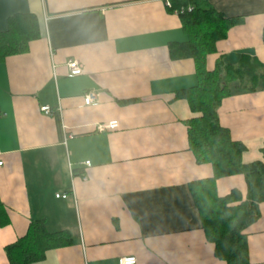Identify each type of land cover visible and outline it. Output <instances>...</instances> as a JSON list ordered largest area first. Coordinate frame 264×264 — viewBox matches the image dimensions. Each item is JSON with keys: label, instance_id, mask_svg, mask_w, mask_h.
Listing matches in <instances>:
<instances>
[{"label": "crops", "instance_id": "obj_1", "mask_svg": "<svg viewBox=\"0 0 264 264\" xmlns=\"http://www.w3.org/2000/svg\"><path fill=\"white\" fill-rule=\"evenodd\" d=\"M168 0H0V30L16 14L38 18L40 36L0 60V264L5 247L32 220L72 243L35 264H226L202 228L190 182L213 175L189 149L193 112L184 94L198 82L191 57L173 58L170 45L188 40ZM239 19L206 66L264 63V0H207ZM77 60L83 74L70 77ZM218 115L244 162L264 161V88L232 83ZM97 93L94 105L83 96ZM49 106L46 114L42 107ZM117 121L113 130L98 125ZM86 162H90V166ZM86 177V180H84ZM244 175L217 181L224 196ZM68 194V197H57ZM247 229L251 264H264V202Z\"/></svg>", "mask_w": 264, "mask_h": 264}, {"label": "trees", "instance_id": "obj_2", "mask_svg": "<svg viewBox=\"0 0 264 264\" xmlns=\"http://www.w3.org/2000/svg\"><path fill=\"white\" fill-rule=\"evenodd\" d=\"M170 3L171 10L181 11L179 15L188 36L185 42L171 43V55L175 59L191 57L197 67L198 82L184 94L193 112L187 122L189 149L198 163L209 164L213 169L212 176L190 182L193 200L216 257L226 264H251L247 229L259 218V207L264 202V161L242 160L247 147L221 125L218 107L231 94L232 83H237L242 91L264 88V63L244 57L237 66L219 64L208 70V54L216 51L217 42L226 37L239 19L226 18L207 0H170ZM39 36L40 25L35 15L11 16L7 29L0 30V60L24 51L27 43ZM239 174L245 176L246 195L232 189L220 196L218 179ZM5 217L0 202L1 224L7 222ZM71 243L69 231L51 232L44 220H32L26 234L5 250L10 264H35L49 250Z\"/></svg>", "mask_w": 264, "mask_h": 264}, {"label": "built area", "instance_id": "obj_3", "mask_svg": "<svg viewBox=\"0 0 264 264\" xmlns=\"http://www.w3.org/2000/svg\"><path fill=\"white\" fill-rule=\"evenodd\" d=\"M167 5L170 7L171 3L170 0L167 1ZM193 8H189V10H192ZM183 11V10H182ZM176 13L179 14L178 10H175ZM68 69H69V76L70 77H78L81 76L83 74V69L81 64L79 63V61L77 60H72L68 63ZM83 101L84 104L87 106L90 105H94L97 102V93L93 90H90L88 92H86L83 96ZM43 112H45L46 114L51 113V108L49 106H44L41 108ZM119 124L117 121H111L109 123L106 124H100L98 125V131L99 132H104L107 130H113L118 128ZM88 166H90V162H86ZM1 164V162H0ZM84 180H86V177H84ZM57 197H62V198H66L68 197V194H57ZM116 264H137V258L135 256H126V257H122L119 258V260L117 261Z\"/></svg>", "mask_w": 264, "mask_h": 264}]
</instances>
